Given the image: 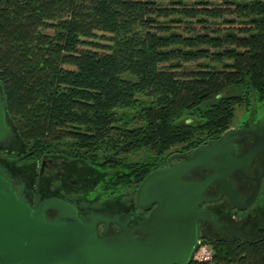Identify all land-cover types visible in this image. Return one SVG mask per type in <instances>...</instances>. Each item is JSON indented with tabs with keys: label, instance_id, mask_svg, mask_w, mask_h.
I'll list each match as a JSON object with an SVG mask.
<instances>
[{
	"label": "trees",
	"instance_id": "1",
	"mask_svg": "<svg viewBox=\"0 0 264 264\" xmlns=\"http://www.w3.org/2000/svg\"><path fill=\"white\" fill-rule=\"evenodd\" d=\"M0 89L16 159L87 164L134 199L174 148L219 139L237 106L264 101V0H0ZM203 243L213 260L190 264H264V241Z\"/></svg>",
	"mask_w": 264,
	"mask_h": 264
},
{
	"label": "water",
	"instance_id": "2",
	"mask_svg": "<svg viewBox=\"0 0 264 264\" xmlns=\"http://www.w3.org/2000/svg\"><path fill=\"white\" fill-rule=\"evenodd\" d=\"M243 131L256 133L252 129L228 130L219 141L198 147L191 158L184 157L177 164L169 161L149 173L135 197L141 212L150 211L140 222L129 214L81 217L74 204L60 198L37 199L33 207L20 198L13 181L0 171V264H190L201 241L202 220L216 230L224 227L234 240L245 238L228 223L200 209L202 204L222 196V185L236 205L237 196L232 197L234 187L228 178L242 165L231 155L235 146H226L230 136ZM14 136L0 89V143ZM255 154L253 150L247 152L242 157L244 164ZM196 170L216 173L201 182L185 179ZM213 183L217 184L218 195L204 196ZM49 211L58 215L47 217ZM111 225H116L119 232L110 234Z\"/></svg>",
	"mask_w": 264,
	"mask_h": 264
},
{
	"label": "flooded vegetation",
	"instance_id": "3",
	"mask_svg": "<svg viewBox=\"0 0 264 264\" xmlns=\"http://www.w3.org/2000/svg\"><path fill=\"white\" fill-rule=\"evenodd\" d=\"M232 129H252L256 131V133L243 131L234 134L229 137L230 140L226 146H235V149L232 150L231 155L234 158H238L239 165H242V168L240 170L233 172L228 178V183L234 187V193L231 192V195L233 198L235 197V194L237 196V200H234L236 205L234 206V204H232V202L230 201V198L226 193V191H228L226 185H222V189L224 191L222 196L216 201L202 204L200 206V209L202 212L212 213L218 219L228 223L238 232L240 231L241 233H243L245 238L234 240L232 239L231 235L226 232L224 227L216 230L209 222L202 220L199 221V231L201 233L200 237L203 238V240L201 239L200 242H203L205 240L204 238H207L206 240L209 242L233 241L247 244H255L264 241V119H258L257 116L254 115L239 123L238 127ZM221 137L212 141L211 143L219 141ZM209 144L202 146H208ZM227 149L228 148H226V150ZM250 150H253L256 154L245 165L244 158L242 157ZM191 156L192 154H189L185 157L191 158ZM183 161L184 158L180 162ZM46 164L47 163L45 162L44 168L46 167ZM215 173V170H196L187 174L185 176V179L201 182L204 179L211 177ZM217 195L218 189L216 183L208 186V188L204 192V196L206 197H215ZM50 198L60 197L54 196L49 197L48 199ZM60 199L74 204L80 210L81 217H86L91 214H100L104 217H120L124 214H129L138 219V217L147 218L150 214V211L141 212L139 209H134V212H122L119 214L117 212L99 213L97 211H88L84 210L83 208H79V205L67 199ZM36 200L37 199H35V201ZM40 201L42 200L39 199V202ZM30 205L35 207V202L33 204L30 203ZM57 215V211L47 212V217H56ZM112 230L113 226L111 225L110 231ZM116 231L118 232V230ZM110 234L113 233L110 232ZM246 239L253 240L249 242Z\"/></svg>",
	"mask_w": 264,
	"mask_h": 264
},
{
	"label": "rangeland",
	"instance_id": "4",
	"mask_svg": "<svg viewBox=\"0 0 264 264\" xmlns=\"http://www.w3.org/2000/svg\"><path fill=\"white\" fill-rule=\"evenodd\" d=\"M106 36L108 37L109 35ZM93 41L99 45L108 44L100 39ZM91 49L100 52L105 51V49L95 47H91ZM254 115L258 119H264V101H259L255 95H252L249 102L237 106L233 124L228 130L238 127L239 123ZM211 142L208 141L203 145ZM17 147V135L15 132L14 137H11L5 143H0V163L10 167L15 176L26 181L25 183L23 182L24 186L21 190L25 194V202L33 204L35 199H39L38 196L51 195L67 199L79 205V208H83L84 210L97 211L99 213L117 212L119 214L122 212H134V209H138L135 203L136 194L134 195V199L131 198L133 193L131 189H126L113 195L111 192L102 188V185H104L102 184L104 173L102 174L100 171L88 167L89 165L86 166L87 164L84 163L71 164L66 175L61 171V161L54 162V160L48 166L46 165L41 174V170L37 169L40 161H31L28 164L21 159H16L18 156H13L18 152ZM194 150L184 151L181 146L174 148L169 153L164 166L169 161L172 163L180 162L186 155L193 154ZM112 226L113 230L110 231L111 233H116V230L119 232V228L116 225ZM102 230L103 226L101 227ZM201 239L203 240V238ZM204 239L206 240L207 238Z\"/></svg>",
	"mask_w": 264,
	"mask_h": 264
},
{
	"label": "built area",
	"instance_id": "5",
	"mask_svg": "<svg viewBox=\"0 0 264 264\" xmlns=\"http://www.w3.org/2000/svg\"><path fill=\"white\" fill-rule=\"evenodd\" d=\"M193 260L198 263H209L213 260V250L203 242H200L197 247Z\"/></svg>",
	"mask_w": 264,
	"mask_h": 264
}]
</instances>
